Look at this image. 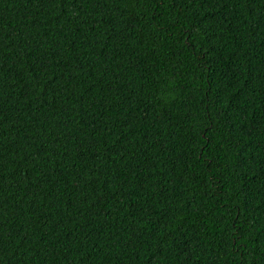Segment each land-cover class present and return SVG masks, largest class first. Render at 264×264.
<instances>
[{"label": "trees", "instance_id": "16d2710c", "mask_svg": "<svg viewBox=\"0 0 264 264\" xmlns=\"http://www.w3.org/2000/svg\"><path fill=\"white\" fill-rule=\"evenodd\" d=\"M0 264H264V0H0Z\"/></svg>", "mask_w": 264, "mask_h": 264}]
</instances>
